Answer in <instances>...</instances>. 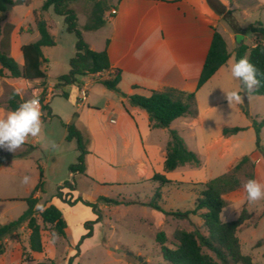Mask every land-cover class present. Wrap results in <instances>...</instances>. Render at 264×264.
I'll list each match as a JSON object with an SVG mask.
<instances>
[{"label": "crops", "instance_id": "1", "mask_svg": "<svg viewBox=\"0 0 264 264\" xmlns=\"http://www.w3.org/2000/svg\"><path fill=\"white\" fill-rule=\"evenodd\" d=\"M220 1L229 10L239 9L236 2L231 5L228 0ZM257 1L264 5V0ZM114 10L117 13L112 15ZM53 12L54 9L51 7L43 15L50 27L51 34L54 36L52 22L50 18L46 17V15H57ZM221 18L211 8L207 0H111L110 9L104 14L106 24L100 28L108 31L105 35L104 49L98 50L95 45L88 44L94 51H107L111 63L110 72L121 71L122 80L119 88L128 96H150L153 91H165L169 88L186 93H196L198 115L195 118L180 117L173 121L170 129L153 128L149 115L144 109L130 105L126 98L105 88L99 80L109 78L110 72L102 74V77L98 75L83 77L81 79L82 86L62 87L58 89L59 93L53 94L50 92L54 90L56 82L50 84L46 80L45 87L48 89V94L46 93L45 103L49 105L50 110L49 112L44 111L42 104L40 105L42 121L58 120L61 122L65 130L62 136L63 141L71 149H77V143L75 140L67 141L68 132L64 124L75 123L77 128L86 133L90 139L87 145L85 174L70 173V179L66 180L71 182L75 188L74 191L70 192L71 195L74 198L82 197L86 201L97 203L100 197L112 199L111 191L119 193L117 197V201L120 202L119 205L98 202L102 220L94 225L93 236L81 244L80 254L90 239H93L104 225L111 227L109 223L104 222V216H107L108 212L119 210L123 205L127 207L138 206L145 214L147 211L144 210L151 209L149 204L159 193V201L164 206L163 210L168 213H184L194 210L196 200L204 189V184L216 178L213 176V172H209L212 152L218 150L216 156L222 162L233 155L234 150L240 146L241 139L238 138H240L241 132L226 137L223 135V129L240 127L244 128V131L254 130L252 123L239 124V122H234L241 120L238 113H243L241 109L243 101L239 104L233 103L228 108L226 107L228 104L222 95L233 90L241 92L242 88L241 82L233 78L230 72L231 65L235 63L232 53L235 54V50L240 44L239 34H228L227 25H224ZM33 21L34 27L31 26V28L33 31L36 30L38 36L36 41H38L40 34L36 28L35 13ZM222 26L224 27V34L220 30ZM215 29L225 38L230 58L204 86L197 89ZM16 30L17 27L15 26L14 32ZM84 31L87 30L84 29ZM229 37L233 39L232 44L229 42ZM47 65L48 63L44 67L46 70ZM20 79L31 86L34 83H44L42 80L29 81L23 78H10L13 81L11 84L15 91L19 89V81L17 80ZM83 89L87 91L84 99L81 94ZM2 92L4 91L0 88V94ZM38 92L43 94L45 90L36 89L35 93ZM62 92H68V98L61 96ZM24 94V91H21V95H19L21 100L24 99ZM51 95L53 96L51 97ZM57 98L66 100L68 107L57 108L54 103ZM250 98L251 95L248 97L249 104ZM9 112L11 111L0 108V118H5ZM75 114L77 115L76 119L74 118ZM170 130L177 131L183 137L187 147L200 158L201 166L186 164L171 172L165 170ZM48 133L52 136L50 137L52 140L56 132L49 130ZM44 139L47 140L46 137ZM38 142L37 137H29L25 143L34 147V153L41 147ZM248 156L255 162L258 156L263 155L258 150H254ZM242 157L238 156L227 160L225 173ZM31 158V156L16 157L7 164L0 165V176L5 168L15 172L14 174L19 173V175L24 176L23 173L29 167ZM36 164L38 170L39 166L43 169L44 177V167L39 162ZM61 164L60 160H57L54 171H57ZM33 166L36 167V165ZM39 173L33 179L38 180ZM156 174L164 175L170 183L160 185L153 181ZM260 177H264V163H261L259 167L256 164L255 178ZM63 184L64 182L59 186ZM36 187L29 183L21 196L8 200L20 201L21 204H25V212L28 208L25 199L32 195ZM166 189L171 190L166 191ZM64 192H68V190H64ZM166 192L175 194L172 197L174 200L171 199L172 201L191 198L193 206L184 208L171 203ZM34 197L39 199V203H43L47 207L55 205L63 212L67 222L66 238L57 237L54 241H44L43 253L33 254V261L25 264H36L47 260L66 264L76 254H73V251L79 243L80 235H73V230L84 228L85 221H93L97 215L90 207L81 203L70 207L56 198L55 194L44 199V193L41 190H38ZM225 199L229 206L234 209L242 207L246 202L243 189L228 194ZM226 208L221 213L223 222H226L224 215ZM191 215L183 221L191 220ZM145 216L148 217L142 218L141 221L155 225L158 231L165 232V228L174 222L176 223L173 215L167 216L154 208ZM149 216L153 219L152 223ZM253 219L254 216L251 213V221ZM193 223L197 227L203 226L201 218L198 222ZM85 231L81 235H84ZM238 237L242 249L245 243L252 242L251 234L245 237L247 240L242 239L239 232ZM15 246L17 247V244L12 241L7 246V251L16 248ZM28 252H30L29 247ZM78 258L74 260V264ZM252 259L255 261V258L252 257ZM259 263L264 264V262ZM5 264L10 263L5 261Z\"/></svg>", "mask_w": 264, "mask_h": 264}, {"label": "trees", "instance_id": "2", "mask_svg": "<svg viewBox=\"0 0 264 264\" xmlns=\"http://www.w3.org/2000/svg\"><path fill=\"white\" fill-rule=\"evenodd\" d=\"M78 0H46L42 6L43 13L53 7L57 15L63 16L65 20L66 30L74 33L77 37L76 54L70 60V69L67 74L59 77L54 85V93H59L58 89L70 85L82 86L81 79L86 76H97L111 71V63L106 50L94 51L85 41L83 32L78 28V15L72 7V3ZM94 2V12L91 21L84 26L85 30L93 31L102 28L106 24L104 14L110 9V4L106 5L101 0H89ZM211 8L228 22L233 31L241 34L244 37L247 34L256 35L259 40L253 46L246 45L239 38V46L235 50V62L240 58L247 56L249 61L255 65L258 70L257 78L261 81L260 86L251 94L241 91L240 94L244 98L242 111L249 116L247 111L248 96H263L264 97V23L258 20L255 24L247 28H240L236 23L231 22L228 16H231L232 11L228 10L220 0H207ZM13 0H0V77H5L6 72L11 78H23L25 80L34 81L47 80V70L44 69L48 60L43 54L44 47H53L56 45L54 36L50 32V27L41 13L36 14V28L40 34V39L34 43L24 45L22 53L24 57L23 67L19 66L16 60L11 56V36L15 30L12 24H6L2 29L1 22L4 19L7 11V4H12ZM230 53L227 48V43L223 35L215 29L213 41L210 47L208 57L206 59L203 71L198 81L197 89L204 86L215 73L223 67L229 60ZM122 80L120 70L110 72L109 78L100 79L99 82L108 90L117 93L119 96L126 98L130 105L144 109L148 115L151 126L153 128L170 129L173 121L180 117L195 118L198 115L196 103V93H186L177 89L169 88L165 91H153L150 96L124 94L119 84ZM40 104L44 111L50 110L49 105L45 103L46 93L43 94ZM61 96L68 98V92H62ZM21 100L19 95L11 93V98L8 102V110L14 111ZM75 114L74 118L76 119ZM252 120V125L256 133V146L259 152L264 156V147L261 145V132L264 128V120L258 121L256 118L249 116ZM67 129V141L75 140L79 156L77 163L69 166V171L72 174H85L86 172V155L88 154L87 145L89 144V136L79 130L75 123L64 124ZM240 127H226L223 129V135L233 136L244 131ZM26 148L34 149L33 146L24 143ZM26 149L25 152L13 155L0 148V165L7 164L13 158L28 156L30 152ZM165 170L167 172L174 171L186 164L201 166V160L198 155L191 151L183 137L175 130L169 131V141L166 149ZM244 168H249L247 179L255 178L256 163L248 155L243 156L227 173L211 179L204 184V189L196 200L195 209L187 212L167 213L160 206L150 203L153 208L163 212L164 214L173 215L178 218H187L190 214L198 215L203 226L198 227L193 231L184 229L177 230L174 234L176 243L174 247L167 245V235L164 231L157 233L156 239L160 247V253L169 264H263L255 262L251 256L243 253L242 245L238 237L240 227L244 224L246 218L250 215L245 212L236 220L223 222L221 213L228 206V201L225 199L227 193L235 191L243 186L238 173ZM40 182L34 189L32 195L25 199L28 208L16 220L0 225V252H4L5 240L13 235L24 225L30 231L29 250L31 255L42 254L43 232L45 226H51L57 237L66 238L65 229L67 222L63 212L55 205H50L43 213L36 210L35 205L39 203V199L34 195L38 190L43 191V169L39 166ZM153 181L160 185L170 183L164 175L156 174ZM68 190V192H64ZM75 188L71 182L66 181L62 186H58L55 197L64 204L74 207L81 203L90 207L97 215V219L84 224L87 230L86 234L81 237L80 242L76 246V254L68 260L67 264H73L74 260L80 256V246L84 240L91 238L94 233V225L101 218V211L98 202H104L110 205H119L120 202L105 197H100L97 203H92L84 200L82 197L74 198L70 192ZM159 198V193L155 195ZM250 218V217H249ZM36 264H59L54 260L38 262Z\"/></svg>", "mask_w": 264, "mask_h": 264}, {"label": "rangeland", "instance_id": "3", "mask_svg": "<svg viewBox=\"0 0 264 264\" xmlns=\"http://www.w3.org/2000/svg\"><path fill=\"white\" fill-rule=\"evenodd\" d=\"M45 1L46 0H13V3L5 12L4 19L1 22L2 29L6 26V24L10 23L17 27V30L11 36V56L21 67L24 65L22 47L24 45L31 44L38 39L36 30L33 31L31 26L34 27V13L39 15L41 13L43 14L42 6L44 5ZM101 1L106 5H109L111 2V0ZM228 1L231 5L236 2L239 6L238 10H230L232 13L231 16L228 17L231 22L236 23L240 28H247L248 26L255 24L258 20H261L264 23V5L259 3L257 0ZM72 7L75 9L78 15V28L83 32L85 41L88 44L90 43L95 45L98 50H103L105 47V35L108 33V31L103 29L93 30L90 32L84 31V26L88 24L93 18V12L95 9L94 2L89 0H78L72 3ZM46 17L50 18L52 22V32L56 41L55 46L46 47L43 49L44 56L48 60L47 80L48 83L53 84L57 82L60 76L69 72L70 60L76 54L77 37L74 33L68 32L66 30L63 16L46 15ZM221 20L224 21V25H227L229 31L228 34H235L228 22L223 18H221ZM220 30L224 34L223 26L220 27ZM239 38L250 47H253L259 40V38L253 34H247L244 37L239 34ZM229 42L231 44L233 43V39L230 37ZM232 54L234 61L235 54ZM10 78L11 77L8 72H6L5 77H0V88H2L4 91L2 94H0V108H5L6 110H8V102L11 98V93H15V90L11 84L13 81L10 80ZM17 81H19V89L25 93L23 95L24 99L22 101L31 99L33 97H38L40 101L41 98H44V93L48 94V89L45 87V82L34 83L31 86L26 84V82H23L21 79ZM36 89H43L45 92L43 94L40 92L36 94ZM52 96L53 95H51V97ZM242 101L243 105L244 98ZM54 103L57 108L68 107L66 100L63 98L55 99ZM230 105L226 107L229 108ZM246 107L249 116L256 118L258 121L264 120L263 96L261 97L251 95L250 104L247 103ZM249 116L245 115L244 113H238V117H240L241 120L234 122H239V124L252 123V120ZM49 130L56 132L52 140L50 138L52 136H50L48 133ZM64 133L65 130L63 129L61 122L58 120H47V122L44 120L42 132L40 136L37 137L39 139L38 144L41 147L36 152L33 153L31 148H26L23 146L18 148L15 152H10L2 148L13 155L23 153L26 151V149H29L28 152L30 153L28 156H31L32 158L29 160V167L26 168V171L23 174H28L31 176L29 183L32 185L34 184L35 187L40 182V177L38 180L33 179L39 173L36 163L39 162L44 167V199L55 194L59 184L70 179L69 166L77 163L79 151L78 149L69 148L70 146L65 141H63L62 136ZM44 137H46L47 140H45ZM239 137L240 138L238 139H241L240 146L234 150L233 155L227 158L228 161L234 157L250 155L252 151L258 150L256 146V133L254 130L241 132ZM52 142L56 143V149L51 148ZM261 145L264 147V128L261 132ZM216 153H218V150L212 152L211 167L209 168V172H213L212 174L214 177H218L226 172L225 165L227 163V160L220 162L216 156ZM57 160H60V163L62 164L57 171H54V166ZM33 165H36V167ZM249 172V168H244L238 173L243 184L248 180L246 176ZM14 173L15 172H11L9 168H5L1 172L0 225L16 220L25 210V204H21L20 201L18 202L8 200L9 198L21 196L27 186V184L21 183L23 175L21 176L19 173ZM241 189H243V186L236 189L235 191H239ZM169 190L171 189H166V191ZM230 193H227L226 196ZM118 194L119 193L116 191L110 192V196L113 200L118 199ZM166 194L170 197V200H174L172 198L175 195L173 192H166ZM185 196L188 197L187 194H185ZM172 200L170 201L171 203L183 206L184 208H190L193 206L191 198H186L185 200ZM151 202L154 203L155 206L158 205L162 209L164 208V206L160 203L159 198L156 196ZM255 204L257 205L255 206ZM255 204L250 205L246 200L245 204L238 209H234L228 204L229 207L226 208L224 215L226 222H230L233 219H238L244 212L245 214L248 213V215H250V218H246L244 224L240 228L239 235L243 239L247 236H250L251 234L252 242L249 241L245 243L242 250L244 254L251 255L253 258H255L256 262H264V199L257 201ZM151 209H153L152 206ZM151 209L148 208V210H144L147 211L144 214L143 210L138 206L127 207L126 205H123L119 208V210L108 212V215L104 216V222L107 224L109 223L112 228L108 225H104L97 235L93 239H90V241L86 244L82 253L77 259L76 264H142V262L139 261V257H142L143 261H145L147 264H169L165 261L160 253V247L156 239L157 233L159 232L158 229L155 225H150L145 221H141L142 218L148 217L145 215L150 213ZM251 213L252 216H254L252 221ZM166 215L168 216V214ZM173 217H175L174 220L176 223L174 222L170 224L169 227L165 228V233L168 239L167 245L169 247L175 246L176 240L174 234L177 230L191 229L193 231L198 228L193 222H198L200 219L194 214L190 216V219L193 222L189 219L183 221L185 218H178L176 216ZM149 219L152 223L153 219H151L150 216ZM87 222L90 221H85L84 224ZM84 230H86L85 227L82 229L75 228L73 230V235H80L78 242H80L81 237L83 236L81 234L84 232ZM85 232H87V230ZM29 234V229L26 225H24L5 240V250L3 253L0 252V264H5V261H8L10 264H25L26 262L33 261V256L28 252L29 246H27L29 243ZM54 237L57 238V235L53 228L51 226H45L43 232L44 241H54ZM245 239L247 240V238ZM12 241L17 244V247L15 246L16 248H12V250L8 252L7 246ZM7 252L9 253L8 255ZM75 253L76 251L74 248L73 254ZM3 257H6V259H3Z\"/></svg>", "mask_w": 264, "mask_h": 264}, {"label": "clouds", "instance_id": "4", "mask_svg": "<svg viewBox=\"0 0 264 264\" xmlns=\"http://www.w3.org/2000/svg\"><path fill=\"white\" fill-rule=\"evenodd\" d=\"M230 72L233 78L241 82L242 90L248 94H251L260 86L261 81L257 78L258 70L247 56L233 63ZM14 95H21V91L17 89ZM222 95L228 105L239 104L243 99L238 90L229 91ZM42 128L43 121L39 98L33 97L24 100L5 118H0V148L15 152L24 145L29 137L36 138L40 136ZM51 148H57L55 142L51 143ZM255 162L259 167L261 163H264V156H258ZM30 180L31 176L25 174L21 183L28 184ZM243 191L250 205L264 199V177L248 179L243 184ZM35 208L41 213L47 210V206L43 203H38Z\"/></svg>", "mask_w": 264, "mask_h": 264}, {"label": "built area", "instance_id": "5", "mask_svg": "<svg viewBox=\"0 0 264 264\" xmlns=\"http://www.w3.org/2000/svg\"><path fill=\"white\" fill-rule=\"evenodd\" d=\"M117 12L114 10V11H112V15H114V14H116ZM111 16V15H110ZM98 76H100V77H102V74L101 75H98ZM50 93H54V90H52ZM81 94H82V98L84 99L85 97H86V95H87V91L85 90V89H83L82 91H81ZM41 105V104H40Z\"/></svg>", "mask_w": 264, "mask_h": 264}, {"label": "water", "instance_id": "6", "mask_svg": "<svg viewBox=\"0 0 264 264\" xmlns=\"http://www.w3.org/2000/svg\"><path fill=\"white\" fill-rule=\"evenodd\" d=\"M9 6H11V4H7V10L9 9ZM139 261L142 262V264H147L145 261H143L142 257H139Z\"/></svg>", "mask_w": 264, "mask_h": 264}]
</instances>
